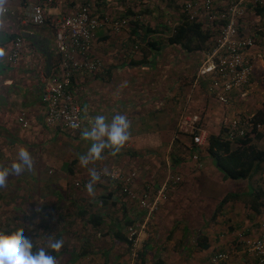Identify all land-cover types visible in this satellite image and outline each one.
<instances>
[{"label": "crops", "instance_id": "obj_1", "mask_svg": "<svg viewBox=\"0 0 264 264\" xmlns=\"http://www.w3.org/2000/svg\"><path fill=\"white\" fill-rule=\"evenodd\" d=\"M184 1L89 0L92 14L127 22L119 33L104 28L95 31L90 54L100 58L102 69L76 73L69 82L67 90L81 110L79 131L71 135L44 126L37 74L43 71L49 77L57 61L50 20L72 14L76 3L7 0V20L0 17V25L4 24L0 26V42L4 41L0 46V165L10 167L17 162L20 147L31 153L34 163L31 170L9 176L7 182L19 183L15 189L0 188V230L23 227L34 252L45 246L44 238L63 240L60 252L48 249L57 264H122L127 250L122 235L126 227L143 218V212L138 201H129L124 188L104 174L131 173L129 189L135 193L151 192L171 175L181 182L168 188L157 212L149 218L150 232L140 251L142 264H209L213 255L231 247L234 253L223 264H257L242 248L261 233L264 197L257 213L250 201L255 192H264V180L255 173L230 191L229 183L213 169L199 172V160L208 156L207 140L204 147L195 148L188 138H176L174 127L182 114H195L198 128L208 137L226 127L225 116L235 117L238 102L246 118L253 114H247L253 106L264 111V92L259 91L264 89V12L260 19L246 11L237 24L240 38L255 37L253 47L246 51L253 75L241 89L253 103L240 99V91H233L227 95L228 106H223L208 93L209 78L197 75L205 52L187 53L166 43L180 20L177 7ZM227 1L213 0V6L221 9ZM33 4L48 19L42 25L29 22ZM132 9L134 13H127ZM196 21L214 41L216 28L204 17ZM17 36L25 45L19 58L9 63L7 54ZM22 114L25 127L19 120ZM116 114L127 116L130 122L128 142L115 156L107 149L101 161L81 166L78 157L91 146L81 138V131L90 128L97 115L110 122ZM91 168L101 174L92 195L85 189ZM259 171L264 172V162ZM76 182L80 186L74 188ZM198 237L204 238V248L196 246Z\"/></svg>", "mask_w": 264, "mask_h": 264}, {"label": "built area", "instance_id": "obj_2", "mask_svg": "<svg viewBox=\"0 0 264 264\" xmlns=\"http://www.w3.org/2000/svg\"><path fill=\"white\" fill-rule=\"evenodd\" d=\"M24 3L25 0H18ZM76 3V10L60 19H51L53 26V47L57 61L52 66L51 75L46 77L43 71L38 72V80L42 88L40 102L43 109V124L46 128H59L74 135L81 125V110L77 100L67 90L72 76L79 72L94 73L102 69L100 58L90 54V44L95 31L107 29L112 33H119L126 27V19L111 18L105 15L97 16L91 13L89 0H68ZM51 0H46L49 4ZM264 4V0H229L221 9L213 6V0H185L181 5V12L188 21H196L204 17L208 23L216 25L217 37L211 49L204 54V61L197 71L200 77L207 76L210 80L208 93L213 95L223 106L228 104L227 95L233 91H240V97H245L241 89L252 76L253 64L247 58L246 51L253 47L250 37L239 38L236 30L237 20L243 17L247 6ZM42 8L38 4L30 6L29 22L39 26L47 22ZM24 40L17 36L13 38L7 62L14 63L22 53ZM22 127L27 125L22 120ZM199 119L195 114H182L175 127L174 136L187 137L195 148H202L207 137L198 128ZM78 125L73 127L72 125ZM252 122L249 117L231 119L226 127L225 136L230 142H235L246 134L253 136ZM257 131L264 132V126L256 125ZM196 159V157H192ZM104 176L113 183L124 188L129 201H138V207L143 212V218L126 227V258L122 264H142L140 251L142 240L149 235V218L153 216L166 197L169 187L178 185L180 177L169 175L158 187L151 192L144 190L141 193L129 189L132 174L116 175L106 173ZM79 187V182L74 183ZM261 233L257 238L243 244V252L257 264L264 263V214L260 223ZM234 253V247L216 253L209 264H223Z\"/></svg>", "mask_w": 264, "mask_h": 264}, {"label": "clouds", "instance_id": "obj_3", "mask_svg": "<svg viewBox=\"0 0 264 264\" xmlns=\"http://www.w3.org/2000/svg\"><path fill=\"white\" fill-rule=\"evenodd\" d=\"M6 3L7 0H0V17L6 12ZM72 126L78 127L75 124ZM81 138L91 142L88 151L78 157L81 166L88 167L101 161L107 149H111L113 156L121 151L130 138V122L122 114L114 115L110 122L104 115H97L91 127L81 131ZM33 163L31 153L25 147H20L17 162L10 167L0 165V188L6 186L9 176L20 175L25 169L31 170ZM100 175L95 168L89 169L90 179L85 189L90 195L94 194V186L100 181ZM44 241L45 246L34 252L33 242L24 235L23 227L0 230V264H57L56 256L51 255L48 249L60 252L63 240L49 236Z\"/></svg>", "mask_w": 264, "mask_h": 264}, {"label": "trees", "instance_id": "obj_4", "mask_svg": "<svg viewBox=\"0 0 264 264\" xmlns=\"http://www.w3.org/2000/svg\"><path fill=\"white\" fill-rule=\"evenodd\" d=\"M179 9L181 11L180 5L177 7V10ZM246 11H252L260 16V14L264 12V6L263 4L247 6L245 8V12ZM127 13H134L133 9L130 11L127 10ZM241 18L237 20L236 30L238 21ZM262 18L263 16H260V19ZM133 22L135 26L138 24L137 20ZM212 25L216 28L214 23H212ZM143 26L144 25H140V27ZM262 32H264V25ZM237 35H239V32H237ZM250 38L252 39V44H254L255 37L251 35ZM3 42H0V46L3 45ZM213 42L214 41L210 39V35L206 33V30L201 28L197 21H188L182 12L177 26L173 27L166 39L168 45H178L187 53L207 52L211 49ZM148 43L149 42L146 44ZM148 45L152 46V48L154 47V43ZM261 106L264 108V101H262ZM249 120L252 122L251 132L254 134L253 136L246 134L244 137L235 140V142H230L225 136L226 127H221L216 134H210L207 137L206 152L213 158L214 166L221 172L224 179L236 181L252 177L259 168V165L264 162V149H259L253 144L254 140H258L264 136V132L255 129L256 125L264 126V111L262 109L256 110L249 117ZM255 193L256 194L250 201V207L254 210V213H257L262 207L261 200L264 197V192L259 190ZM129 224L131 223H128V225ZM122 239L126 245V238L124 235H122ZM203 239L202 237H198L196 239V246L198 245L204 248ZM140 259L142 261L141 255Z\"/></svg>", "mask_w": 264, "mask_h": 264}, {"label": "rangeland", "instance_id": "obj_5", "mask_svg": "<svg viewBox=\"0 0 264 264\" xmlns=\"http://www.w3.org/2000/svg\"><path fill=\"white\" fill-rule=\"evenodd\" d=\"M8 14V13H7ZM6 14V15H7ZM4 16L5 15H3L2 17V19L3 20H7V19H5L4 18ZM8 20H10V19H8ZM1 25H4V24H1ZM0 25V26H1ZM12 30H10V32H11ZM252 75H253V72H252ZM252 78V77H251ZM250 80V79H249ZM255 79H253L252 80V86L254 85L255 86ZM254 83V84H253ZM259 91L261 92H264V89H261V88H259ZM252 92H254V89H253V91ZM253 94V93H252ZM246 96V95H245ZM239 97H240V93H239ZM240 99H242L243 101H250L249 102V104H251V103H253L252 102V100H253V98H249V99H246V97L244 98V97H240ZM246 99V100H245ZM263 99H264V97H263ZM254 100H255V97H254ZM243 103H245V102H243ZM229 104V103H228ZM228 104L226 105V106H228ZM240 105H241V103L240 102H238V105H237V107H236V112H237V114L235 113V115L234 116H238L239 118H241V117H246V116H243L242 115V110H241V107H240ZM213 107L214 108H217L218 107V105L217 104H213ZM244 108V107H243ZM257 110V107H255V106H253L251 109H249V113H247V114H250L251 112H255ZM207 115H208V112L206 113ZM209 116H211V115H209ZM233 118V114L232 115H228V116H225L224 117V119H222V122H223V125L224 126H228L229 124H230V122H231V119ZM207 124V123H206ZM176 127V126H175ZM175 127H174V129H175ZM204 127V126H203ZM205 127L206 128H212V126L211 125H205ZM253 144L257 147V148H260V149H263L264 148V138H260V139H258V140H254L253 141ZM199 163H200V165H201V170L199 171V172H201V171H206L207 173H211L212 172V169L214 170V171H216V173L218 174V175H221V172L214 166V163H213V158L211 157V156H206L205 157V159H202V160H199ZM256 176L258 177H261V180H264V172H261V171H259L258 173L256 172ZM224 179V178H223ZM227 183H229V185H230V187H232V188H230V191H234V189H236V187H237V185L238 184H240L243 180H246V179H242V180H236V181H232V180H229V179H224ZM19 183L17 182V181H12V182H7V184H6V186L4 187V188H6V190H12V189H15V187L18 185ZM233 185H236V186H233ZM244 185V187H245V185H247V183H244L243 184ZM259 186H261V183L259 184ZM74 188H75V185H74ZM247 192H250L251 191V189L248 187V189L246 190ZM201 196H202V194H201ZM195 208H199V206L198 205H196L195 204Z\"/></svg>", "mask_w": 264, "mask_h": 264}]
</instances>
